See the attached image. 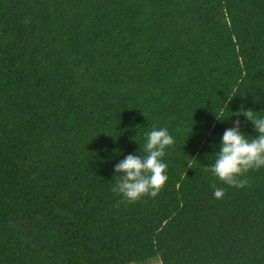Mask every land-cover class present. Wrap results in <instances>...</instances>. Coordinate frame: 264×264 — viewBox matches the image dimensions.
<instances>
[{"label": "trees", "instance_id": "16d2710c", "mask_svg": "<svg viewBox=\"0 0 264 264\" xmlns=\"http://www.w3.org/2000/svg\"><path fill=\"white\" fill-rule=\"evenodd\" d=\"M241 109L264 118V0H0V264H264V167L211 172L235 120L257 134ZM162 128L164 190L122 202Z\"/></svg>", "mask_w": 264, "mask_h": 264}, {"label": "clouds", "instance_id": "9594fccd", "mask_svg": "<svg viewBox=\"0 0 264 264\" xmlns=\"http://www.w3.org/2000/svg\"><path fill=\"white\" fill-rule=\"evenodd\" d=\"M234 115H243L256 131L253 139H247L240 131L241 121H234L232 128L226 129L217 159L211 168L212 174L224 185L243 189L248 185L247 173L264 167V118H257L252 109L243 110ZM219 119V118H218ZM174 139L167 129H153L147 134L145 158L129 154L118 164L114 171L120 174L113 192L122 197V202L136 203L142 198H157L168 181L167 165L162 157L165 149L173 145ZM213 196L222 200L226 196L224 187L212 183Z\"/></svg>", "mask_w": 264, "mask_h": 264}, {"label": "rangeland", "instance_id": "374dc122", "mask_svg": "<svg viewBox=\"0 0 264 264\" xmlns=\"http://www.w3.org/2000/svg\"><path fill=\"white\" fill-rule=\"evenodd\" d=\"M141 264H160L159 260L157 258H154L150 261H147L145 263H141Z\"/></svg>", "mask_w": 264, "mask_h": 264}]
</instances>
